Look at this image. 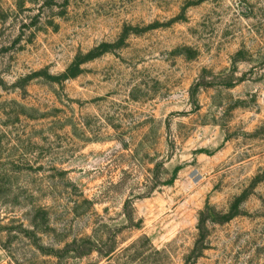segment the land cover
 Returning <instances> with one entry per match:
<instances>
[{"label":"rangeland","instance_id":"1","mask_svg":"<svg viewBox=\"0 0 264 264\" xmlns=\"http://www.w3.org/2000/svg\"><path fill=\"white\" fill-rule=\"evenodd\" d=\"M193 257L264 264V0H0V264Z\"/></svg>","mask_w":264,"mask_h":264},{"label":"trees","instance_id":"2","mask_svg":"<svg viewBox=\"0 0 264 264\" xmlns=\"http://www.w3.org/2000/svg\"><path fill=\"white\" fill-rule=\"evenodd\" d=\"M69 77L71 78V75H69V74L65 75V78H69ZM208 210H210V208H208ZM208 221L209 222H212V223H222V221H219V220H216V219H213V218L212 219H208ZM203 227H204V222L202 220H200V223H199V227L198 228L201 229ZM205 240H206V237L203 236V235L200 236V238L197 240V242L195 244L196 245L195 246L196 247L195 251H197V253L200 252V248L203 249V250H205V245H204L206 243ZM197 248H199V249H197ZM116 251H117V249H114L113 250V252H116ZM113 252H111V253H113ZM198 260H199V257L198 258L197 257H193L192 261H189V263H187V264H197L198 263Z\"/></svg>","mask_w":264,"mask_h":264}]
</instances>
